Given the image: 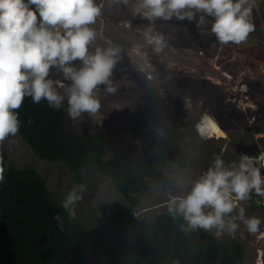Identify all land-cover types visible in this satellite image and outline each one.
Wrapping results in <instances>:
<instances>
[{
    "label": "rangeland",
    "instance_id": "rangeland-1",
    "mask_svg": "<svg viewBox=\"0 0 264 264\" xmlns=\"http://www.w3.org/2000/svg\"><path fill=\"white\" fill-rule=\"evenodd\" d=\"M96 2L102 8L92 25L97 38L90 51L96 46L120 48L110 77L116 91L109 93L106 86H98L99 111L82 113L75 119L67 111L66 128L107 137L105 158L129 154L147 158L150 144L170 130L180 136V149L177 157L158 166L168 181L148 177V188L130 199L94 166L83 167V199L74 207L76 217L92 231L103 227L104 211L116 207L132 208L135 216L153 221L168 210L172 197L184 196L190 190V183L180 187L178 181L198 179L217 154L228 166L238 162L241 154L264 151V0H256L252 17L256 30L241 45L220 46L210 31L211 18H206L209 23L200 28L196 21L187 19H157L153 31L165 41L159 53L143 35L150 22L133 15L136 0L127 4L122 0ZM74 63L79 67V61ZM50 78L63 80V75L52 69ZM146 84L155 86L159 94L151 112L144 92ZM64 104L67 107L66 98ZM206 112L219 127H198ZM13 139L15 144L9 146L5 141L0 150L3 158L15 167L31 165L45 179L52 198L62 203L77 185L71 171L60 162L38 158L19 133ZM242 206L246 216L256 215L264 221V205L252 206L250 199ZM236 223L239 227L234 235L224 231L217 236L215 228L209 232L219 240L236 239L246 252L238 264H254L256 249L264 248V238L251 236L242 222Z\"/></svg>",
    "mask_w": 264,
    "mask_h": 264
},
{
    "label": "clouds",
    "instance_id": "clouds-1",
    "mask_svg": "<svg viewBox=\"0 0 264 264\" xmlns=\"http://www.w3.org/2000/svg\"><path fill=\"white\" fill-rule=\"evenodd\" d=\"M127 4L129 0H122ZM256 0H136L133 15L148 20L143 35L159 53L165 46L162 35L154 33L157 19L196 21L200 28L211 18L210 31L220 46L241 45L256 30L253 8ZM102 5L96 0H0V150L5 141L11 146L20 131L19 109L25 98L34 104L46 101L49 108L60 109L67 99L70 118L82 113L95 114L101 108L96 95L98 86L114 93L110 77L120 54L119 47L90 48L97 38L92 25L101 16ZM79 61L77 67L74 62ZM55 69L63 80L50 78ZM62 90V91H60ZM30 122V121H29ZM219 127L207 112L198 127ZM264 152L241 154L239 161L225 166L217 154L198 179L181 178L180 187L190 183L184 196L172 197L168 210L182 216L187 230L216 229L235 234L240 221L253 237L264 238L259 216L245 215L242 202L252 195L264 197ZM0 151V182L5 179ZM84 185L68 191L62 207L74 219V205L83 199ZM259 207L264 200H256ZM235 212V215H232ZM226 217H229L226 219ZM54 219L59 220L58 215ZM254 264H264V248H257Z\"/></svg>",
    "mask_w": 264,
    "mask_h": 264
},
{
    "label": "trees",
    "instance_id": "trees-1",
    "mask_svg": "<svg viewBox=\"0 0 264 264\" xmlns=\"http://www.w3.org/2000/svg\"><path fill=\"white\" fill-rule=\"evenodd\" d=\"M144 92L151 112L159 94L151 84ZM19 116L18 133L38 158L60 162L77 185L83 183L82 168L94 166L126 199L146 190L148 177L167 182L158 166L179 155L180 136L174 130L150 144L147 158L139 154L105 158L107 137L66 128L65 104L54 109L46 101L34 104L25 98ZM3 160L0 264H238L245 259L236 239L219 240L200 228L189 231L183 217L174 218L169 210L151 221L135 216L132 208L116 207L104 211L99 231L89 230L78 217L69 218L36 169ZM256 200L259 197L253 194L252 206H257Z\"/></svg>",
    "mask_w": 264,
    "mask_h": 264
},
{
    "label": "built area",
    "instance_id": "built-area-1",
    "mask_svg": "<svg viewBox=\"0 0 264 264\" xmlns=\"http://www.w3.org/2000/svg\"><path fill=\"white\" fill-rule=\"evenodd\" d=\"M264 152V151H262ZM262 174H264V170H262ZM259 200H264V197H259Z\"/></svg>",
    "mask_w": 264,
    "mask_h": 264
}]
</instances>
